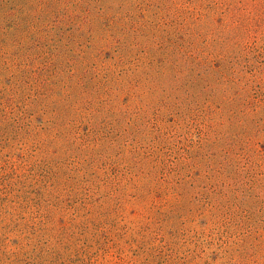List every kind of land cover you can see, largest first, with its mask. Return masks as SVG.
I'll return each mask as SVG.
<instances>
[{
	"label": "rangeland",
	"instance_id": "rangeland-1",
	"mask_svg": "<svg viewBox=\"0 0 264 264\" xmlns=\"http://www.w3.org/2000/svg\"><path fill=\"white\" fill-rule=\"evenodd\" d=\"M0 264H264V0H0Z\"/></svg>",
	"mask_w": 264,
	"mask_h": 264
}]
</instances>
